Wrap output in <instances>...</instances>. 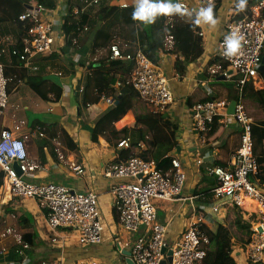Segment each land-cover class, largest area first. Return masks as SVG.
Listing matches in <instances>:
<instances>
[{
	"label": "crops",
	"instance_id": "obj_1",
	"mask_svg": "<svg viewBox=\"0 0 264 264\" xmlns=\"http://www.w3.org/2000/svg\"><path fill=\"white\" fill-rule=\"evenodd\" d=\"M182 1L187 2L189 10L207 7L199 0ZM65 2L70 6L83 5V0L80 2L81 5L77 3L79 0H54V8L48 9L49 14L46 17L52 20L54 27L57 26L60 31L56 29L57 38L53 51L46 54V58L38 59V67L45 66L43 70L45 84L39 87L41 92L35 91L26 80L15 83L8 90L5 87V101L0 105V129H10L17 136L24 132L29 133L25 139L26 150L37 163L29 178L30 181L56 182L75 191L93 190L97 193L103 227L101 242L96 245L80 244L76 237L65 229H59V235H54L46 224V211L40 209L35 200L30 198L9 199L4 195L2 182L0 205L10 202L14 210L21 208L30 216L32 225L27 227L23 222L13 220L5 236H0V264H88L91 261L127 264V256L123 251L130 252V247L142 231L133 233L122 231L118 214L112 206L114 181L105 176L108 166L119 156L123 157L124 150L116 148V142L124 136L137 141L128 153L153 159L157 163L164 158H176L185 173L186 180L176 200H154L156 215L157 210L162 212V216L157 221L167 227L166 243L169 246L181 239L190 223L205 222L211 226L212 222L222 220L231 208H222L218 213L211 211L210 205L214 200L211 193L210 195L205 193L210 184L206 182L204 176L209 175L206 168L211 164L220 165L225 169L231 168V154L239 143L241 129L228 114L217 116L208 133L200 134L191 123V106L205 96L220 94L226 99L227 88L217 83L232 84V80L237 77L234 72L229 73L228 68L227 79L220 73V66L224 61L217 55L219 38L225 23L236 14L237 0H220L218 5L215 3L214 25L203 22L197 24V32L201 33L203 41V53L196 61L187 65L183 74L175 70V64L181 60L182 55L174 47L173 40L168 41L165 38V46L159 52L157 64L168 78L173 94L171 105L166 111L159 113H162L164 120L169 122L171 127H177L176 144L155 143L152 133L145 125L137 123L139 109L136 107L129 109L123 115L126 120L135 117L131 121L124 120L116 127L118 129H115V124L122 119V116L112 123L110 132L98 135L96 140L92 139L91 128L95 120L112 104L101 98L96 104L82 107L80 93L77 94L76 90L94 58H99L105 50L99 49L92 54L91 36H89L91 28L82 31L77 40H74L76 43L70 48L64 46L65 38L61 31L59 10ZM125 3L127 7L132 6L134 9V0H100L96 5H88L84 12L93 20L103 7L117 5L127 8L122 6ZM12 28L11 24L6 23L1 25L0 30L13 38ZM162 35L159 34L158 38L161 39ZM49 54L52 56L48 57ZM9 55L10 53H5L4 58L9 60ZM26 69L29 74L36 72ZM249 83L255 89H260L254 82L249 81ZM234 90L236 94L235 84ZM249 90L248 88L247 91ZM135 105L141 107L142 112L155 111L140 97ZM43 123L60 126L59 139L53 140L48 146L45 135H39L37 132L40 124ZM62 129L70 137V142L74 143L73 149H70L61 133ZM57 149L62 153L61 157L57 154ZM199 160H201L200 164L197 163ZM70 163L81 165L84 169L83 174H76L70 168ZM252 181L261 185L256 175H252ZM5 218L6 214L1 210L0 221ZM231 234L235 242L231 256L237 264H250L245 257L247 240L238 241L236 239L239 236L232 232Z\"/></svg>",
	"mask_w": 264,
	"mask_h": 264
},
{
	"label": "built area",
	"instance_id": "obj_2",
	"mask_svg": "<svg viewBox=\"0 0 264 264\" xmlns=\"http://www.w3.org/2000/svg\"><path fill=\"white\" fill-rule=\"evenodd\" d=\"M199 1L208 5L209 2L215 4L220 0ZM99 2L100 0H83L82 7H70L68 3H63L59 10L61 23L70 14L79 16L88 5H96ZM180 2L188 8L187 2ZM48 14V9L41 4L26 6L18 16L19 20L30 23L22 40V51L13 47V38L7 34L0 36V53L17 56L25 68L37 71L39 57L53 51L57 38L55 24L46 17ZM87 29L88 27L84 26L83 31ZM233 30H238L242 41L237 53L229 59L224 56V39ZM198 34L201 36L200 32ZM166 40L172 41V37L168 36ZM102 54H109L110 59L125 58L132 61L127 82L149 107L157 112H164L171 105L173 94L168 78L158 64L153 63L143 52L123 54L117 44H112ZM217 55L237 76L236 96L233 99L235 106L231 116L239 125L241 134L239 143L231 154L230 169L216 164L206 168L207 173L213 175L216 180L210 190L214 200L210 209L213 213H218L222 208L237 207L246 211L251 205L254 206L258 220L252 223L251 233L246 241L245 257L248 263L255 264L263 260L264 253V183L257 185L252 181V175L257 173L258 163L253 155L252 118L243 104V87L252 81L257 87L264 88V75L259 72L264 56V0H254L242 16L236 17L235 14L225 23L218 41ZM222 75L227 77L228 73ZM5 81L3 66L0 64V105L5 101ZM81 91L80 88L79 92ZM101 98L108 104H113L110 97ZM230 103L228 100L194 102L191 106L193 128L200 134L208 133L217 116L228 115ZM37 132L43 135L39 128ZM28 134L24 132L17 136L10 129H0V174L4 195L9 199L20 197L35 200L36 205L46 211V224L54 235H59V229H65L72 233L80 244L100 243L103 227L97 193L93 190L75 191L56 182L30 181L37 163L26 150L25 139ZM15 141L22 144L23 156L9 151ZM116 148L131 151L129 138H119ZM57 154L62 156L58 149ZM14 162H17L18 170L13 167ZM197 163L200 164L201 160ZM70 168L76 174L84 172L83 167L76 163H70ZM105 176L114 181L112 206L116 209L122 231H142L130 247L133 264H161L165 258V253H162L164 246L166 250H171V260L167 264L203 263L205 251L201 247L197 223H190L181 239L169 246L166 243L167 227L156 220L154 200H176L186 180L181 164L176 158H171V167L162 172L155 160L128 153L126 156H119L110 164L105 170ZM246 204L249 205L245 206ZM22 245L25 246L23 243ZM88 264L104 263L91 261Z\"/></svg>",
	"mask_w": 264,
	"mask_h": 264
},
{
	"label": "trees",
	"instance_id": "obj_3",
	"mask_svg": "<svg viewBox=\"0 0 264 264\" xmlns=\"http://www.w3.org/2000/svg\"><path fill=\"white\" fill-rule=\"evenodd\" d=\"M81 1L79 0L77 2L78 5H81ZM237 2L239 3V0ZM253 2L254 0H246L243 11H239L236 4V17L242 16ZM34 4H41L47 9L54 8L55 6L54 0H0V12L3 11V15H0V28L2 24L9 23L12 25L13 47L19 51H22V40L26 35L30 23L19 20L18 16L27 5ZM215 9L216 5L213 10L215 11ZM133 10L132 6L127 8H121L117 5L105 6L95 15L93 20L85 12L79 16L70 14L63 19L61 24V31L65 38L64 46L70 48L72 44H75L76 42L74 40H77L84 26H87L88 29L91 28L89 36H91L92 54L96 53L99 49H104L106 52L110 45L117 44L123 54H135L141 51L153 63L157 64L159 52L165 46V38L171 36L174 41V47L182 55L181 60H178L175 64V70L179 74H183L187 65L196 61L203 53V41L197 32L198 26L188 18L179 15H161L157 17L154 23L144 25L132 19ZM4 33V31L0 30V36L5 35ZM159 34H163L161 39L158 38ZM4 54L0 53V61L2 62L3 75L6 80V90L10 89L15 83L26 80L27 84L35 89V91L39 92L40 90L41 92L39 87L45 84L43 77L45 66L40 65L35 73L29 74L23 62L17 56L10 54L8 57L9 60H6ZM51 56L52 54L48 55V57ZM40 57L46 58V55ZM132 65V61L126 60L125 58L110 59L109 54H101L99 58L90 64L88 72L77 87L76 91L77 94L80 93L82 107L100 102L101 97H110L113 99V103L117 101L116 104L110 105L95 120L91 128L92 139L96 140L98 135H105L107 132H110V126L113 122L121 118L129 109L136 107L139 109L137 123L145 125L147 130L152 133L155 143L176 144L177 127H171L168 124L169 122L164 120L162 113L149 110L142 112L141 107L135 105V102L139 100L138 94L127 82ZM220 73H228L225 62L221 63ZM236 79L237 77L232 80V84L228 83L224 85L223 82L221 84L217 83L219 86H225L227 88L228 94L226 99L220 94H216L214 96H205L200 101H232L236 96L234 90ZM80 88L82 89L81 92H79ZM248 88L250 89L249 91H247ZM243 104L247 114L252 118L251 136L253 141V155L258 163L257 174L255 175L259 178L260 184H262L264 183V88L255 89L247 82L243 87ZM132 119L126 120L125 116H123L115 124L114 128L118 129L116 127L120 126L122 121L126 120V122H129ZM38 128L45 135L47 146L53 140L59 139L60 137V126L57 124L47 125L43 123ZM169 131L170 133H168ZM61 133L65 140H67L70 149H73L74 147L72 146H74V143L72 141L70 142L68 134L63 129ZM129 140L131 145L137 144L136 140H131L130 138ZM127 154L128 150L122 151V156H126ZM157 166L162 172H166L171 167V157L162 159L157 163ZM1 176L2 174H0V185L2 183ZM204 179L210 184L209 188L205 191L206 194H209L216 180L210 174L205 175ZM1 210L6 214V218L0 221V236H5L7 228L12 225L14 219L17 222H23L27 227L32 225L30 216L24 213L21 208L14 210L10 202L0 205ZM257 220L258 218L254 209L251 208L243 211L235 207L233 225L241 234L236 240H248L252 223ZM196 228L201 238V247L205 251L202 264H237L231 256L235 242L232 240V234L229 228L224 223L216 221L212 222V225L209 226L205 222H199L196 224ZM243 234L247 235L246 239H244ZM255 264H264V260Z\"/></svg>",
	"mask_w": 264,
	"mask_h": 264
},
{
	"label": "clouds",
	"instance_id": "obj_4",
	"mask_svg": "<svg viewBox=\"0 0 264 264\" xmlns=\"http://www.w3.org/2000/svg\"><path fill=\"white\" fill-rule=\"evenodd\" d=\"M246 0H239L237 9L243 11L245 8ZM124 7L128 5L123 4ZM134 10L132 12V19L139 21L144 25H150L154 23L157 17L161 15L171 16L179 15L186 17L194 24L208 23L214 25L216 18L214 16L213 3L209 2L207 7H203L199 10H189L180 0H134ZM242 36L238 30H233L224 39V56L226 58H232L241 47ZM10 152L19 156L24 155L23 146L20 142L15 141L12 143Z\"/></svg>",
	"mask_w": 264,
	"mask_h": 264
},
{
	"label": "water",
	"instance_id": "obj_5",
	"mask_svg": "<svg viewBox=\"0 0 264 264\" xmlns=\"http://www.w3.org/2000/svg\"><path fill=\"white\" fill-rule=\"evenodd\" d=\"M27 7H31V5H27ZM259 72L264 75V56L262 57V60H261V66L259 67ZM229 73H231V70L229 71ZM116 103H117V101H115L113 104H116ZM234 106H235V101L232 100L230 105L228 106V109H227L228 114H230V115L233 114ZM13 167L18 170L17 162L13 163ZM18 173H20V172H18ZM123 253L127 256L126 263L127 264H133V261L130 258V252L129 251H123ZM162 253H165V258L161 261V264H167L171 260V257H170L171 250L170 249L166 250V246H164L162 248Z\"/></svg>",
	"mask_w": 264,
	"mask_h": 264
},
{
	"label": "rangeland",
	"instance_id": "obj_6",
	"mask_svg": "<svg viewBox=\"0 0 264 264\" xmlns=\"http://www.w3.org/2000/svg\"><path fill=\"white\" fill-rule=\"evenodd\" d=\"M0 15H3V11L0 12ZM54 29L55 30L58 29L60 31V28H58L57 26L54 27ZM158 204H159V202H158ZM249 204H251V203H249ZM251 208H253L252 205H251ZM161 216H162V212L159 211V210H157L156 220L159 217H161ZM234 216H235V208L231 207V208H229V212L226 214V216L222 220H218V221H221L222 223H224L229 228L230 232H232V233L237 234L238 236H240L241 234L239 233V231H237L235 229V227L233 225ZM246 238H247V235H244V239H246Z\"/></svg>",
	"mask_w": 264,
	"mask_h": 264
}]
</instances>
